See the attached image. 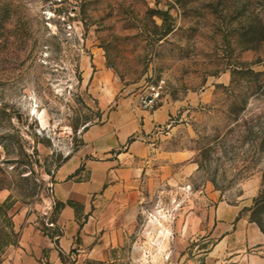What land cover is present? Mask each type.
<instances>
[{"label": "rangeland", "instance_id": "374dc122", "mask_svg": "<svg viewBox=\"0 0 264 264\" xmlns=\"http://www.w3.org/2000/svg\"><path fill=\"white\" fill-rule=\"evenodd\" d=\"M263 39L264 0H0V264L19 214L54 223L60 166L151 72L173 110L168 147L189 157L94 264L264 257L238 239L217 252L214 232L222 202L264 233Z\"/></svg>", "mask_w": 264, "mask_h": 264}, {"label": "crops", "instance_id": "0c3cea01", "mask_svg": "<svg viewBox=\"0 0 264 264\" xmlns=\"http://www.w3.org/2000/svg\"><path fill=\"white\" fill-rule=\"evenodd\" d=\"M172 112L166 104L144 110L134 98L125 97L102 122L88 126L83 144L60 166L51 185L59 205L55 227L35 219L25 222V214H19V241L6 254V264H94L107 257L116 233L151 192L148 186L176 181V165L189 157L170 149L168 135L161 131ZM208 196L220 198L218 192ZM243 207L216 206L214 232L221 239L217 252L230 247L233 239H238V251L264 245V233L241 215ZM200 263L194 259L184 264ZM205 263L264 264V257H206Z\"/></svg>", "mask_w": 264, "mask_h": 264}, {"label": "built area", "instance_id": "2783aa9c", "mask_svg": "<svg viewBox=\"0 0 264 264\" xmlns=\"http://www.w3.org/2000/svg\"><path fill=\"white\" fill-rule=\"evenodd\" d=\"M165 91H166V80L164 79V77L151 72L148 75H146L143 83L139 87L138 91L134 94L133 98L135 99L136 104L141 109L154 111L161 106L164 99ZM172 122L173 120L170 118L167 127H170ZM50 192H51L50 209H52L53 205L55 204V201L52 198L51 190ZM45 225L48 227H55V224L53 222H45Z\"/></svg>", "mask_w": 264, "mask_h": 264}, {"label": "trees", "instance_id": "16d2710c", "mask_svg": "<svg viewBox=\"0 0 264 264\" xmlns=\"http://www.w3.org/2000/svg\"><path fill=\"white\" fill-rule=\"evenodd\" d=\"M264 40V39H263Z\"/></svg>", "mask_w": 264, "mask_h": 264}]
</instances>
